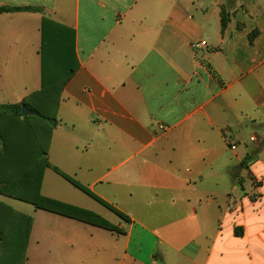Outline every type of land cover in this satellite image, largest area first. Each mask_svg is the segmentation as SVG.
Returning <instances> with one entry per match:
<instances>
[{
    "label": "crops",
    "instance_id": "1",
    "mask_svg": "<svg viewBox=\"0 0 264 264\" xmlns=\"http://www.w3.org/2000/svg\"><path fill=\"white\" fill-rule=\"evenodd\" d=\"M14 7L38 11L0 13V106L41 89L43 18L76 33L41 192L123 232L33 206L24 264H264V0Z\"/></svg>",
    "mask_w": 264,
    "mask_h": 264
},
{
    "label": "trees",
    "instance_id": "2",
    "mask_svg": "<svg viewBox=\"0 0 264 264\" xmlns=\"http://www.w3.org/2000/svg\"><path fill=\"white\" fill-rule=\"evenodd\" d=\"M38 11L35 8H0V13ZM223 29L227 16L223 10ZM41 44V89L27 96L20 105L0 106V195L111 232L122 230L102 216L43 196L44 173L51 168L48 155L51 136L58 126L57 113L62 92L79 69L76 33L48 18H43ZM22 104L31 115L22 117ZM54 170L75 188L103 204L121 219H130L95 196L77 180ZM33 217L0 200V264H24L33 226Z\"/></svg>",
    "mask_w": 264,
    "mask_h": 264
},
{
    "label": "rangeland",
    "instance_id": "3",
    "mask_svg": "<svg viewBox=\"0 0 264 264\" xmlns=\"http://www.w3.org/2000/svg\"><path fill=\"white\" fill-rule=\"evenodd\" d=\"M85 198H87V197H85ZM88 200H90V199H88ZM3 201L5 203H7L8 205H10L11 207H13L14 209H16V210H18V211H20L22 213H25L27 215H31L35 211V208L32 205L28 204V203H24V202H21V201H18V200H14V199H10V198H6V197L3 198ZM109 221L111 223H116L117 222V217H115L114 214H111Z\"/></svg>",
    "mask_w": 264,
    "mask_h": 264
},
{
    "label": "built area",
    "instance_id": "4",
    "mask_svg": "<svg viewBox=\"0 0 264 264\" xmlns=\"http://www.w3.org/2000/svg\"><path fill=\"white\" fill-rule=\"evenodd\" d=\"M204 46H206V42H204V41L199 42L198 44H195L196 48H200V47H204ZM251 141L252 142H256L257 141V137H255V136L251 137ZM233 149H235V147H233Z\"/></svg>",
    "mask_w": 264,
    "mask_h": 264
},
{
    "label": "water",
    "instance_id": "5",
    "mask_svg": "<svg viewBox=\"0 0 264 264\" xmlns=\"http://www.w3.org/2000/svg\"><path fill=\"white\" fill-rule=\"evenodd\" d=\"M22 117H26L28 115H31V112L29 111V109L27 108V106L25 104H22Z\"/></svg>",
    "mask_w": 264,
    "mask_h": 264
}]
</instances>
